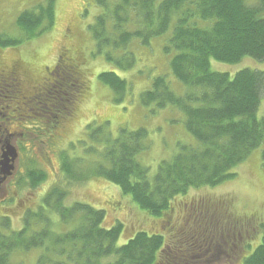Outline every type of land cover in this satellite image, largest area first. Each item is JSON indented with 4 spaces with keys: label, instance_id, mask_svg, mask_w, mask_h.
Segmentation results:
<instances>
[{
    "label": "trees",
    "instance_id": "16d2710c",
    "mask_svg": "<svg viewBox=\"0 0 264 264\" xmlns=\"http://www.w3.org/2000/svg\"><path fill=\"white\" fill-rule=\"evenodd\" d=\"M55 1H33L30 8L17 14L16 23L26 38L51 27ZM93 1L98 11L88 24L92 54H101L114 67L132 64L130 44L134 38L148 44L152 37L164 34L174 18L163 46L171 51V73L191 89L177 95L165 75L158 74L141 92V101L151 112L165 105L180 110L186 129L200 145L181 144L171 157L160 159L150 174L149 166L137 158L146 148L147 129L121 127L97 152L99 158L89 162L91 176L117 186L135 207L136 215H142L144 225L129 235H125L126 224L120 217L110 225L104 224L105 206L96 207L88 199L66 202L72 183L88 177V171L82 173L81 157L61 150L59 159L56 157L60 178L43 192L37 207L25 209L17 204L21 213L24 209L21 227L11 228L9 216H0V264H10L15 250L34 247H42L36 264H201L210 254L208 246L216 245L207 242L220 241L225 227L226 238L235 229L247 236L254 229L251 221L237 228L234 221L225 220L228 216L217 211L220 203L212 206L204 196L196 197L191 191L233 178L235 167L264 139V116L258 113L264 95V69L242 67L230 75L210 66L211 59L226 63L245 56L264 59V0ZM20 42L19 36L0 32V49H15L12 46ZM84 59V50L62 44L52 71L42 74L45 79L40 75L35 84L40 97L48 101L56 97L59 102L60 115L48 117L54 129L64 127L65 118L72 113L74 117L76 104L89 87ZM114 67L98 71L96 77L114 91V100L118 101L126 94L128 84ZM33 91L27 82L26 97ZM40 129L35 136L43 144L47 138ZM53 135L56 131L47 136ZM26 140L22 146L25 151L26 145L32 147ZM47 177L46 169L25 167L15 177L16 190H26L18 188L26 185V178L31 188ZM174 216L183 217L182 223L173 224ZM216 222L219 225L212 229ZM241 236L240 231L237 237L233 231L230 238ZM247 244L249 250L251 243ZM240 264H264V233Z\"/></svg>",
    "mask_w": 264,
    "mask_h": 264
},
{
    "label": "rangeland",
    "instance_id": "374dc122",
    "mask_svg": "<svg viewBox=\"0 0 264 264\" xmlns=\"http://www.w3.org/2000/svg\"><path fill=\"white\" fill-rule=\"evenodd\" d=\"M33 1L38 2L39 0H0V32L21 38L20 43L12 46L15 49H0V55L3 59L14 56L22 57L27 70L33 76L34 74L40 76L44 72V67L52 66L62 44L72 48L78 46V49L84 50L86 55L82 66L87 74L89 87L86 93H83L84 97L83 95L80 97L79 104H76L74 117L72 113L65 118L67 124L64 127L58 126L61 123L59 122L56 124L58 126L56 129L52 128V123L48 118L50 115H34L26 112V117L21 118L17 111L10 113V121L14 124L18 122L21 128H26L28 132L26 139L32 144V147L26 145V151L25 147L18 148L19 159L16 160L14 178L18 172L23 173L25 167L26 169L40 167L48 172L46 181H42L36 187L30 188L26 178V185L18 186L19 189L26 188V190H14L19 193L18 196L26 193V198H29L25 209H35L43 192L55 182L54 179L60 178L57 158L59 159L61 150H68L71 156L78 155L82 158V173L88 171V177L72 183L66 196V202L88 199L96 207L104 209L106 207L104 224L110 225L116 217H120L126 224L125 235H129L144 225L142 215H136L133 211L135 207L126 199L127 197L119 192L117 186L111 185L101 177L91 176L92 170L89 162L99 158L97 152L106 146L104 144L108 140L117 135L121 127L147 129L146 148L137 154V158L149 166L150 174L155 171L160 159L171 157L179 150L181 144L200 145V142L186 129L180 110L172 105H165L151 112L149 106L141 101V92L151 86L152 78L158 74L165 75L170 88L177 95H183L191 89L189 85L181 82L171 73L169 67L171 51H166L163 46L173 28L174 18L172 17L168 30L162 35L152 37L148 44H142L134 38L130 44V50L133 52L132 64L127 68H119L105 61L101 54H92L93 40L88 24L98 11L93 5V0H56L55 17L51 27L38 35L26 38V34L16 23V16L24 9L25 3L26 7L30 8ZM210 66L212 69L226 71L233 75L242 67L264 69V59L245 56L233 63L211 59ZM113 67L120 76L126 79L128 84L126 94H123L124 97L122 96L118 101L114 100V91L96 77L98 71ZM28 106L33 108L34 103L30 102ZM258 113L264 116V95L260 100ZM99 126L101 128L96 130ZM39 127L44 133L43 138L45 140L47 138L43 144L39 137L35 136L37 132L41 133ZM55 131L56 135L47 136ZM90 148L93 150L85 151ZM262 150H264V139L235 167L236 174L233 178L212 187H200L191 191V194L196 197L204 196L212 206L220 203L217 211L228 216L225 220L234 221L237 228L245 221H251L254 226L248 236L245 232L235 228L230 231V237L233 236V231L236 237L238 232H241V238L237 239L226 238L227 228L225 227L224 236L220 241L207 242L208 245H216L208 246L211 260L201 262V264H240L243 256L247 255L260 241L264 233V157ZM17 204H22V202L18 199L14 201L0 199V216H9L11 228H19L22 225L24 209L21 213ZM182 218L174 216L173 224L182 223ZM224 239H227V244L223 243ZM120 240L123 238L121 237ZM247 243H251L252 246L249 250H247ZM233 244L235 246L231 248ZM244 244H247V248L242 252ZM226 249L229 250L228 255L225 254ZM41 252L42 247L15 250L10 255V264H36Z\"/></svg>",
    "mask_w": 264,
    "mask_h": 264
},
{
    "label": "flooded vegetation",
    "instance_id": "af4514ba",
    "mask_svg": "<svg viewBox=\"0 0 264 264\" xmlns=\"http://www.w3.org/2000/svg\"><path fill=\"white\" fill-rule=\"evenodd\" d=\"M23 8H26V3L23 5ZM48 71H52L51 66L44 67V74L47 75ZM41 77L43 78L44 76ZM38 79V74H34L33 76L27 70L26 63L22 57L14 56L0 59V158L7 147L13 146L17 150L23 146V139H26V128H21L18 122H16V124L11 122L9 118L10 113L17 111L21 118L26 117V112L43 114L45 116L50 115L54 118L60 115L58 114L60 113L59 102L56 97L54 101H48L38 95L35 86ZM27 82L31 83L34 89L33 94L28 97H26ZM36 99H39L40 102H36ZM29 102H34L35 109L40 110L36 111L32 109L28 106ZM55 121H58V119H55ZM18 159L17 157L16 160ZM15 169L16 165L9 173H3L0 169V199L7 200L10 198L13 201L18 199L19 202H22V207L25 208L29 198H26V193H23L22 196H18L19 193L14 190L16 189L15 183L17 182V178H14L16 174ZM217 225H219V222L214 223L212 229H215ZM224 243L227 244L226 241H224ZM234 246L233 244L231 248ZM225 254L228 255L229 250L226 249Z\"/></svg>",
    "mask_w": 264,
    "mask_h": 264
},
{
    "label": "water",
    "instance_id": "95a60500",
    "mask_svg": "<svg viewBox=\"0 0 264 264\" xmlns=\"http://www.w3.org/2000/svg\"><path fill=\"white\" fill-rule=\"evenodd\" d=\"M17 156L15 147H7V149L1 154L0 169L3 173H9L13 168V160Z\"/></svg>",
    "mask_w": 264,
    "mask_h": 264
}]
</instances>
